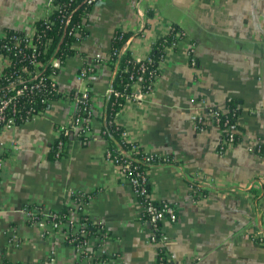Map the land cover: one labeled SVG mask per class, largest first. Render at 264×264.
<instances>
[{
  "label": "crops",
  "instance_id": "0c3cea01",
  "mask_svg": "<svg viewBox=\"0 0 264 264\" xmlns=\"http://www.w3.org/2000/svg\"><path fill=\"white\" fill-rule=\"evenodd\" d=\"M43 3L0 0V38L6 29L29 30ZM169 24L197 43L198 66H190L183 49L169 53L154 89L128 100L114 120L142 148L169 158L147 167L153 195L178 211L177 221L164 223L167 260L264 264V189L258 188L264 156L254 151L264 143V0H99L87 19L81 55L70 56L59 74L62 95H91L93 137L86 143L72 137L66 154L53 156L58 127L71 124L76 112V103L64 98L42 117L1 133L0 264H87L69 241L75 233L70 220L82 215L92 225L102 222L95 225L102 232L89 236L92 250L109 233L104 264L160 263L139 201L105 157L114 139L106 128L118 70V62L111 67L106 59L117 28L133 32L120 57L127 50L145 57ZM84 65L95 70L80 78ZM229 97L239 106L241 136L221 154L220 129L212 123L200 129L194 117ZM83 195L84 203L78 200ZM26 207L40 210L36 220L27 219ZM64 212L71 213L65 222ZM52 213L61 216L58 227Z\"/></svg>",
  "mask_w": 264,
  "mask_h": 264
},
{
  "label": "built area",
  "instance_id": "2783aa9c",
  "mask_svg": "<svg viewBox=\"0 0 264 264\" xmlns=\"http://www.w3.org/2000/svg\"><path fill=\"white\" fill-rule=\"evenodd\" d=\"M84 1L88 5H93L95 2L97 4L99 0ZM66 6L65 4H55V0H44L43 9L38 19L42 21H34L29 30L13 29L12 33H3L0 43V137L4 128H13L42 117L59 98H64L67 104L76 103L74 121L71 124L58 127L57 138L53 146V156L56 158H60L66 154L70 138L78 137L86 143L93 137L90 134L89 123L93 115L91 95L88 92L75 94L69 92L62 95L63 92L59 87L60 71L70 56L65 61L56 55L59 48L58 41H55V37L52 34L49 35V32L58 29L60 40L66 35L74 37V41L70 46L74 50V54L72 55L74 56L81 55L79 48L84 40L83 32L87 28L85 22L74 23L71 21L74 12L73 10L67 11L65 9ZM54 12L59 14V17L62 19L61 21L51 19L50 16ZM172 30H174V24H169L165 34ZM177 34L180 36V41L178 43L174 42L170 46L168 54L176 51L175 47L178 45V49H183L190 66L197 67L199 64L195 55L197 43L189 39L183 30ZM126 43L120 50L116 51L118 54L126 48ZM51 47L53 49L50 56L45 61H38L37 57L47 56ZM168 54L162 62L165 61ZM135 58L140 67L135 84L138 91H134L133 98H141L154 89L159 79L160 71L150 69L153 59L149 55ZM106 61H109V56ZM94 70L93 66L84 65L79 70V77H88ZM146 76L152 77V83L144 90L143 82ZM110 92H114L116 96H122L119 92H115L112 87ZM200 102L203 103V100ZM238 115L239 106L233 98L229 97L222 105H206L204 115L195 116L194 122L200 129H205L208 123H212L220 129L219 152L224 154L240 140L241 128ZM114 124L120 126L115 121ZM122 136L134 144L132 148L127 150L119 147L115 150L112 146H109L105 151V157L118 167L120 174L131 186L133 194L140 203L141 217L150 227L149 241L157 245L159 260L162 261L163 256L160 253H166L164 243L169 239L164 230V223L166 221H177L178 211L175 204L167 200H161L153 195L147 167L158 159L166 161L169 158L168 156L159 157L153 152L140 148L139 143L129 137L126 129L123 130ZM140 149L141 152L139 154ZM254 151L264 156V143H259L254 147ZM2 167L3 159L0 157V173ZM258 188L263 190L264 182ZM78 200L84 203L86 200L85 195L78 198ZM76 208H79L78 211H82L83 209L82 205ZM39 213L40 210L37 208L26 207L24 209L27 219L36 220ZM49 217L53 222V226L58 227L61 216L52 213ZM84 218L89 223H80L79 219L70 220L72 226L76 224L81 225L80 234H82L83 239L80 240V236L70 235L69 241L72 243L75 251L87 259V264H104L107 256L105 242L110 237L109 233L104 231L101 237L98 238L99 242L96 243L97 250H92L89 242V232L87 231L88 226L92 225V223L87 216ZM93 224L102 227V222ZM98 256H102V258H97Z\"/></svg>",
  "mask_w": 264,
  "mask_h": 264
},
{
  "label": "trees",
  "instance_id": "16d2710c",
  "mask_svg": "<svg viewBox=\"0 0 264 264\" xmlns=\"http://www.w3.org/2000/svg\"><path fill=\"white\" fill-rule=\"evenodd\" d=\"M55 4L67 5L65 9L67 11L73 10L74 12L71 21H73L74 23L85 22L87 25L88 16L92 8L96 4V2L93 5H88L84 0H55ZM56 12H54L50 16L51 19L54 21H61L62 19L59 17V14H57ZM37 21H42V20H37ZM179 31H182V29L177 24H174V30L158 37L151 44V51L149 53V57L153 59V62L150 64L151 70L160 71L161 62L168 54L170 46L174 42L178 43L180 41V36L177 34ZM12 32L13 29L4 30V33H12ZM58 33H59L58 29L56 30L54 29L53 31L49 32V35L52 34L55 37V41H58L59 48L56 55L66 61V58L74 54V50L70 48L72 42L74 41V37L66 35L63 39L60 40V35ZM87 35H88V29L86 28L83 32V39H85ZM132 35H133L132 31L126 30L124 28H117L113 35L111 41V47L109 51V61H108L109 65L113 67L114 64L118 62V70L113 79L112 88L114 89L115 92L117 91L122 95V96H116L114 92L111 93L108 104V126L106 128L107 136L108 137L113 136L114 139L112 140L111 146L115 150L118 149L119 147H123L128 150L132 148V146L134 145L132 142H130V140L122 136L124 128L121 126H116V124H114L116 115L122 110V108L126 105V102L128 100L133 99L134 88L139 74L140 64L137 63L136 58L132 55V52L130 50H127L126 53L121 57L120 54L116 52L121 49V47L129 40V38H131ZM1 40L2 39L0 38V43ZM178 48L179 46L177 45L175 47V50H179ZM52 49L53 48L51 47L47 56L44 55L46 57L38 56L37 60L45 61L52 53ZM151 83H152V77L146 76L143 82L144 90H146V88H148V86ZM140 148L142 147L140 146ZM140 152L141 149L139 150V154ZM70 214H71L70 212L62 213L63 215L62 219L64 222L66 221V219ZM84 217L85 216H81L79 218L80 223L88 222L85 221ZM80 230H81V225H77V224L74 225L73 227V231L75 232L74 235L80 236L79 239L82 240L83 238H82V234H80ZM87 231L89 232L88 236L90 235L97 236L102 232V229L100 230V228L95 225H89ZM160 255L163 256V259L162 261H160L159 264H169V261L167 260L166 257V253L161 252ZM97 258H102V256H98ZM1 264H17V263H12L4 259ZM28 264H33V263H28Z\"/></svg>",
  "mask_w": 264,
  "mask_h": 264
}]
</instances>
